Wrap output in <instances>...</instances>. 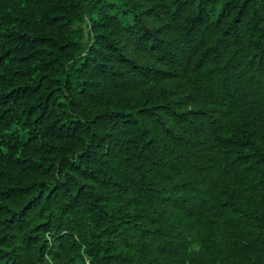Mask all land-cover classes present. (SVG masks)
<instances>
[{
  "label": "trees",
  "instance_id": "16d2710c",
  "mask_svg": "<svg viewBox=\"0 0 264 264\" xmlns=\"http://www.w3.org/2000/svg\"><path fill=\"white\" fill-rule=\"evenodd\" d=\"M0 264H264V0H0Z\"/></svg>",
  "mask_w": 264,
  "mask_h": 264
}]
</instances>
